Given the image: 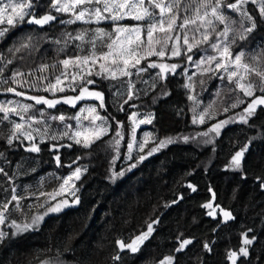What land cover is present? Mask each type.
<instances>
[{"label":"trees","instance_id":"16d2710c","mask_svg":"<svg viewBox=\"0 0 264 264\" xmlns=\"http://www.w3.org/2000/svg\"><path fill=\"white\" fill-rule=\"evenodd\" d=\"M31 2V11L37 19L45 14H52L56 19L43 26L29 24L27 19L8 28L0 38V81H5L0 83V104L33 105L22 114L23 120L14 113L4 119L5 114L0 112V168L3 169L0 172V206L8 204L4 223L0 224V233L4 234L0 240V264H161L167 257H173L172 264H232L231 252L238 254L236 264H264V106H258L247 123L240 121L248 103L264 93L256 90L252 97L245 96L236 78L229 82L223 70L214 71L215 62H207L209 57H219V52L211 45L223 46L221 42L225 38L218 34L223 31L224 24L214 21L216 31L209 29L210 39L197 44L196 41H202L201 33L205 29L201 27L197 31L199 21L181 29L183 17L193 15L191 9L187 13L181 11L176 28L167 34L179 36V42L168 41L163 59L158 55L142 59L137 67L145 71L137 73L131 68V76L118 74L116 79L105 78L95 75L100 71L99 65L105 63L98 60L92 66L93 75L80 73L85 80L96 82L84 86L103 93L104 108L99 107L98 101L86 99L78 101L75 107L61 102L49 108L26 97L43 96L62 101L64 97L77 96L83 83L80 77L73 83L76 91H71L68 85L80 69L74 65L65 69L60 61L87 56L92 50V45L85 42L81 51L76 47L81 42L70 39L67 33L75 36L87 29V40L95 38L94 29L103 28L115 35L114 24L63 23L73 15L56 12L51 8L52 0ZM184 3L191 4L192 8L196 6L192 0H184ZM246 8L256 19L257 28L247 39L240 40V14L222 7L233 29L225 42L235 36L236 42L231 46L233 56L243 51L245 63L261 67L264 64V20L256 4L249 3ZM203 11L201 9V13ZM154 12L159 17V10ZM208 19L214 20L211 16ZM126 22L136 24L132 19ZM243 23L249 24L248 21ZM137 24L143 27V43L138 49L143 55L148 21ZM185 34L189 43L195 44L191 52L184 44ZM153 35L154 39L162 40L166 34L157 31ZM108 42L107 38L96 40L97 54L108 51L103 47ZM22 44L29 46L21 48ZM174 46L180 49V55L169 57ZM154 47L159 51V44ZM18 48L20 51H16ZM188 57L191 60H187ZM253 57L261 58V63ZM156 61L177 65L175 74L164 72L166 79L161 78L155 68L147 67L149 62ZM41 65H48V68L41 71ZM16 72L24 73L17 78L19 83L12 81ZM62 73L66 76L62 77L64 82L59 87L65 91L42 90L49 82L55 83ZM129 81L134 85L131 100H128ZM249 81L258 84L259 77L252 74L242 83ZM34 83L41 90L31 87ZM9 87L24 95L6 91ZM237 99L244 103L231 107ZM87 103L107 118L108 132L91 147L84 148L69 137L76 128V114L81 105ZM132 114L152 117L143 130L152 137L153 143H147L143 152L129 153L128 145L134 141L138 143L136 139H140L141 132L134 135L133 140ZM61 115L65 117L63 121L52 119ZM201 115L203 122L199 119ZM223 121L228 123L222 124L217 135L212 128ZM15 123L23 124L25 133L28 129L38 130L32 132L39 152L26 151L31 142L19 133L16 134L18 138L8 143ZM117 131L122 133V138L116 136ZM53 135L60 138L52 140ZM166 139L174 142L147 155L159 141ZM115 140H120L118 147ZM68 144L72 146L59 147ZM245 148L241 167L235 169L232 157ZM57 155L59 164L55 159ZM139 156H146V159L138 161ZM132 164L136 166L131 167ZM77 166L85 171L76 183L78 205L45 218L30 231L17 232L13 222L31 224L32 218L42 213L41 203L59 190L63 176ZM121 172L123 175L114 176ZM14 195L17 200H12ZM207 203H212L216 209L214 220L208 217L210 209L203 207ZM221 209L230 212L234 219L224 222ZM149 224L154 231L139 251L120 250L117 241L131 243L147 231ZM12 231L16 233L14 238ZM245 234L253 239L251 245L244 244ZM184 239L192 243L176 252L179 241ZM244 247L248 249L247 257L239 253ZM116 256L120 259H114Z\"/></svg>","mask_w":264,"mask_h":264},{"label":"snow or ice","instance_id":"6c2138e0","mask_svg":"<svg viewBox=\"0 0 264 264\" xmlns=\"http://www.w3.org/2000/svg\"><path fill=\"white\" fill-rule=\"evenodd\" d=\"M193 3H195V8H192L191 4H185L184 0H168L166 3L165 0H147V4H145V0H52L51 8L54 9L56 12L60 13H67L71 12L73 15V18L67 21H63V23L68 24H74L77 21L85 23V24H91V23H97L99 24L102 21H111L113 23L123 20L126 17H130L136 21H144L147 20V45L145 46V52L143 55H140L138 49L140 45L143 43L141 41V27H124V26H116L114 28L113 35L112 32H108L103 28H96L94 29L95 38H88L86 40V37H88V30H82L79 33H77L75 36H72L71 33H67V36L75 41H80L81 45H77L76 47L80 48L81 51L83 50L82 44L83 43H90L92 45V50L89 55L87 56H76L74 59H64L60 61V63L64 66L65 69H67L70 65H74L77 68L80 69L79 72L74 74L71 78V82L69 83L68 87L71 91H76V87L73 86V83L76 81L77 77L79 76L81 81L83 83L79 87V94L77 96H67L64 97L61 101V99H46L43 96L36 97V96H27L26 98L29 100H34L36 104H45L49 108L55 107V105L63 102L65 104H69L73 107H75L76 103L78 101L92 98L97 101H99V107L104 108V95L100 91H90L88 87H85L84 84H94L96 83L94 80L87 79L85 80L84 76L80 75V73H85L87 76L93 75L92 72V66H95L97 64L98 60L104 61L105 63H101L99 65L100 71L96 72L95 75L97 76H104L105 78H111L116 79L117 73H119L121 76H131L132 73L130 71L131 68H135L137 73L143 72L146 69L139 68L137 65L141 63L142 59H145L148 56L152 55H158L159 57L163 58L166 55V48L168 45V41L175 39L177 42H179L180 37L176 36L173 37L171 35H167L169 33H172L174 29L177 26V20L180 19V12L183 11L187 13L190 9L193 13V15L187 16L185 15L183 17L182 23L179 25L181 29L185 28L189 24H197V21L200 22L199 27L197 28V31H199V28H204L205 31L201 33L202 35V41H196V43L201 42H207L210 39L209 29L212 32L216 31V25L214 21H218L220 24H224V29L221 31L218 36L225 38L224 41L221 43L223 46L221 47V44L213 43L211 47L219 52V57H209L207 59V62L209 64L215 62V69L214 71L223 70L227 74V78L229 82L233 80L234 77H239L237 80V86L244 92L245 96L252 97L256 90L264 93V64H261V67H253L252 65L244 62V52L241 51L233 56V53L231 51V46L235 44L236 37L234 36L231 41H227L228 34L230 31H233L229 24L230 18L226 16L222 11V7H227L228 9H231L237 13L240 14L241 17V23H240V31L238 33V38L240 40H245L248 38V35L251 34L256 28H257V22L256 19L249 14L247 8L245 5L249 3V0H235V2L227 3L226 0H192ZM251 3L256 4L259 8V15L262 20H264V0H260L259 3H257V0H251ZM33 4L31 0H28L27 3L21 2V3H13L12 0H9L8 3L3 4V6H0V23L3 22V18L7 14V23L9 25L13 24V17L17 18V23H23L25 22V17H30V19L27 20V23L32 24L35 23L37 25L43 26L44 24L49 23L50 21H53L56 19V17L52 14H45L39 19H37L32 11H25V9H32ZM77 8L79 10L77 11ZM9 9L11 12L9 13ZM127 9V11H124ZM159 10V17L155 14L154 10ZM201 9H204L203 13H201ZM107 14V15H106ZM211 16L213 19H208V17ZM243 21H248V26H245ZM232 23H235V21H232ZM7 29H0V38H3L5 36V32ZM161 32L165 33L166 35L163 37V39H154V33L155 32ZM104 38H107L109 41L106 44H103V47H106L108 49L107 52H103L100 54H97L95 51L96 48V40H103ZM184 44L187 45V51L191 52L195 44H191L188 41L187 34L184 35ZM193 40H195V37H193ZM59 43V41H57ZM159 44L160 49L159 51L156 50L154 47L155 45ZM131 45H136V47H130ZM28 44H22L21 48L28 47ZM62 50V49H61ZM16 51H20V48L16 49ZM172 56H178L180 55V49L178 47H173L171 49ZM264 56V54H262ZM189 60H191V57H188ZM253 60L256 61L258 64L261 63V58L259 57H253ZM110 65L115 66L110 67ZM11 63V61H9ZM123 65L122 67L120 65ZM54 67V66H53ZM148 68H160L161 78H165L166 76H163L162 74L165 72V70H171L173 74H175V69L177 68V65H167V64H155V63H149ZM48 68V65H41L40 70L45 71ZM232 70H229V69ZM240 69H243V73H240ZM255 74L257 77H259V83H254L252 81H249L247 84H243L240 81L245 80L248 76ZM30 75V74H29ZM24 76V73L22 72H16L14 76L12 77L13 83H19L17 78ZM66 73H62L61 76L56 77L55 83L49 82L48 84L44 85L43 91H50L52 90L55 92L56 90L63 92L65 91V88L59 87L61 84H63L64 80L62 77H65ZM221 79L224 77L221 76ZM39 79H46V77H40ZM5 81H0V83H4ZM19 86H23V84H20ZM31 87L35 88L36 90H41L37 84H32ZM134 85L129 81V90H128V100L133 99V89ZM8 92H14L15 95L21 96L24 95L21 92H17L14 88L9 87L6 89ZM191 99V97H189ZM124 103H127V100L124 101ZM244 103L243 100L237 99L236 103H233L231 107L235 108L238 107L239 104ZM9 105L0 104V112L4 113V119L8 118L9 113H14L15 115L19 116L21 120L24 119L23 113H27L30 108L33 107V105H19L16 102H9ZM258 106H264V96H257L255 99H253L250 103H248L247 108L244 109V114L240 115V121L243 123H247L248 119L252 117L257 110ZM121 111H123V106L120 108ZM228 109H225L227 111ZM86 111L92 115V121L95 123V121H101V124L95 125L94 127L87 129L86 132L89 133V135H84V140L81 141L78 139L83 133L81 131H76L72 136L69 137V139L73 140L76 144H80L84 148L91 147V144L95 142V140H98L101 138L102 135L106 134L108 132L107 125V118L102 117L97 112L96 107H89L86 109ZM135 117V114H133V118ZM87 118V117H85ZM52 119H59L60 121H63L65 117L63 115L59 117H52ZM79 121L80 117H75ZM151 115L145 120H140L138 123H150L151 122ZM200 121L203 122L204 116L201 115L199 117ZM195 122V119H194ZM228 121H223L222 123H218L213 126L212 131H215L217 135H219V130L222 126V124H226ZM117 124L119 127H123V125L117 121ZM24 128L23 124L15 123L13 127V136L8 139V143L11 144L13 139L18 138L17 133L20 135H23L25 139L32 140V132H23L22 129ZM33 132L38 131L37 129H33ZM133 131V140L135 139L134 133H135V127L132 129ZM46 134V131L45 133ZM42 134V141H43V135ZM64 135H67V133H64ZM203 135H207V133H203ZM117 137L122 138V133L120 131L116 132ZM52 140H57L60 137H57L55 135L50 137ZM187 139V138H185ZM174 141L172 139H166L159 141L157 147H153L149 150L147 155H152L154 152H156L159 148H163L167 146L169 143H173ZM148 143V139L145 138L144 142L140 144L139 148L140 151H144L145 145ZM120 144V140H115V145L118 147ZM72 145H59V147H71ZM56 148V146H54ZM133 148V144L130 143L128 145L129 153H131ZM28 151L32 152H39L40 148L36 144H32L30 148L27 149ZM58 150V148H56ZM247 149H242L238 151L231 160L232 166H234L235 169H239L241 167L242 158L244 156V152ZM131 159V155L128 157ZM57 163H60V157L57 155L55 157ZM146 159V156H139L138 161H143ZM135 164H132L131 167H135ZM3 169L0 168V172H2ZM82 174V169L77 167L71 176H69L65 181L64 184L68 185L69 181H72L73 178L76 180L80 179V176ZM115 175H123V173L114 174ZM72 187H75L74 184H72ZM189 187H192L189 185ZM63 190V186H62ZM193 191H195V188H193ZM214 198V197H213ZM12 200H17V197L14 195L12 197ZM78 203V199L76 200ZM67 201H62L60 204H57L55 206L49 207L48 211L50 212H59L61 211L62 206L67 205ZM2 211H0V224L4 223L5 216L4 212L8 209V204L5 203L2 206ZM203 207L210 209L211 211L208 212L209 216H212L215 218L216 211L213 208L212 203H207L203 205ZM224 222H227L229 220L234 219L232 214L228 211H224L223 209L220 210ZM43 220V216H35L32 218L31 224H16L13 222V227L16 228L17 232H22L29 230L30 228L34 226H38L39 222ZM154 231L151 224L148 225L147 231L142 233L141 235L137 236L135 239L131 241V243L125 244L122 241H117V244L121 251L128 249L132 253H136L139 251L140 246L144 243L145 240H147L152 232ZM4 237L3 233H0V240H2ZM245 245H251L253 243V239H249L247 235L245 234L244 239ZM192 241L190 239H184L179 241L178 247L175 249L176 252H181L184 250V248L191 244ZM205 248H208V245H205ZM210 250V249H209ZM240 255H243L244 257L248 256V249L246 247L241 248L239 250ZM229 258L232 260V264H236V260L238 258V254L236 252H231L229 254ZM114 259L119 260L120 257L116 256ZM173 257H167L165 261L161 262V264H172Z\"/></svg>","mask_w":264,"mask_h":264},{"label":"rangeland","instance_id":"374dc122","mask_svg":"<svg viewBox=\"0 0 264 264\" xmlns=\"http://www.w3.org/2000/svg\"><path fill=\"white\" fill-rule=\"evenodd\" d=\"M9 2V0H0V6H3V4H6V3H8ZM12 2L13 3H21V2H24V3H27L28 2V0H12ZM146 2H147V0H145V4H146ZM260 2V0H257V3H259ZM69 3H70V0H69ZM249 3H251V0H249ZM248 3V4H249ZM253 4V3H252ZM247 5H245V7H246ZM79 10V8H77V11ZM25 11H31V9H25ZM124 11H127V9H125ZM11 12V10L9 9V13ZM68 14H72L71 12H67ZM107 15V14H106ZM30 17H25V20H27V19H29ZM129 19H132V18H130V17H126L125 19H123V20H120V21H117V22H115V23H113V22H111V21H102V22H100L99 24H101V23H105V24H114L113 26V30H114V28L116 27V26H124V27H136V26H140V24H137V23H142V22H145V21H147V20H144V21H136V20H134V19H132V21L133 22H135L136 24H129L128 22H126L127 20H129ZM13 24L12 25H9L8 23H7V14L5 15V17L3 18V22L2 23H0V29H7L8 30V28H10V27H13V26H15V24H17V18L16 17H13ZM79 22V21H78ZM82 23V22H81ZM94 24H97V23H94ZM18 25V24H17ZM141 27V29L143 28L142 26H140ZM142 35H143V30L141 31V37H142ZM130 47H136V45H131ZM158 58H160V59H163V58H161V57H159V56H157ZM169 57H172V55L171 56H169ZM187 60H189V59H187ZM149 63H152V62H149ZM148 63V64H149ZM153 63H155V64H161V63H163V64H166V62H163V61H156V62H153ZM167 65H169V64H167ZM109 66L110 67H115V66H112V65H110V62H109ZM121 67L123 66L122 64L120 65ZM154 69V68H153ZM158 72H159V74L161 73V70H160V68H158V67H156L155 68ZM229 70H232L231 68L229 69ZM168 71H171V70H165V73L167 74L168 73ZM175 71H176V69H175ZM242 72H243V69H240V73L242 74ZM119 73H117V75H118ZM162 75H165L164 73L162 74ZM234 78H236V81L239 79V77H234ZM241 83H242V81H240ZM86 100H95V99H92V98H88V99H86ZM97 101V100H96ZM99 102V101H98ZM89 107H94L93 105H91V104H82L81 105V107H80V109H79V111H78V113L76 114V117H80V119H79V121L76 119V128H75V131H74V133L76 132V131H81L83 134L80 136V137H78V139H80L81 141H83L84 140V135H89V133H87L86 132V130L87 129H90V128H92V127H94L95 125H98V124H101L102 122L101 121H95V123H93V121H92V115H94V114H92V115H90L87 111H86V109L87 108H89ZM85 117H87V118H85ZM148 117H144V116H139V115H137V114H135V117L133 118V114L131 115V120H132V123H133V127H135V133H134V135H135V137H136V135H138V133L140 132V139H136V141L138 142V143H136L135 141L133 142V151H131L132 153L134 152V150H138V151H140V148H139V146H140V144L141 143H143L144 142V140H145V138H147L148 139V143L149 144H152L153 143V139H152V137L150 138V136H149V134L145 131V130H143L147 125H149V123H143V124H140V123H138V121H140V120H145V119H147ZM28 132H32V130L31 129H28ZM32 136H33V139L30 141L31 142V144L28 146V147H26L25 148V150L26 151H28L27 149L28 148H30L31 146H32V144H35L34 143V141H35V133L33 134V132H32ZM29 152H32V151H29ZM32 153H36V152H32ZM135 153H138V152H135ZM77 167H79V166H77ZM77 167H75V168H72V169H70L67 173H66V175L65 176H63V182L61 183V186H60V188H59V190H57L56 192H54V193H52L49 197H48V200L45 202V203H41V205H40V209L42 210V213L40 214V216H43V220L45 219V218H47V217H49V216H55V215H59L60 213H62V212H64L65 210H67V209H69V208H75L77 205H78V203L76 202V200H77V198H76V196H75V193H76V183L80 180V179H78V180H76L75 178H73V180L72 181H69V184L68 185H65L64 184V181L69 177V176H71L72 175V173L74 172V170L77 168ZM79 168H81V167H79ZM82 169V168H81ZM85 171L82 169V174L84 173ZM82 174H81V176H82ZM81 176H80V178H81ZM72 184H74L75 185V187H72ZM62 186H63V190H62ZM62 201H67L68 203H67V205H64V206H62V208H61V211H59V212H50V211H48V209H49V207H52V206H55V205H57V204H60ZM211 211V210H210ZM39 215V214H38ZM38 215H36V216H38ZM215 217H216V215H215ZM224 219V218H223ZM43 220H41L40 222H39V224L40 223H42V221ZM7 228V227H6ZM31 230V228L29 229V230H26V231H23V233L24 232H27V231H30ZM11 237L12 238H14V237H16V233L15 232H13L12 231V233H11ZM231 262H232V260H231Z\"/></svg>","mask_w":264,"mask_h":264},{"label":"water","instance_id":"95a60500","mask_svg":"<svg viewBox=\"0 0 264 264\" xmlns=\"http://www.w3.org/2000/svg\"><path fill=\"white\" fill-rule=\"evenodd\" d=\"M29 19H30V18H29ZM215 211H216V209H215ZM208 217H209V218H212L213 220L215 219V218H213L212 216H209V215H208Z\"/></svg>","mask_w":264,"mask_h":264},{"label":"flooded vegetation","instance_id":"af4514ba","mask_svg":"<svg viewBox=\"0 0 264 264\" xmlns=\"http://www.w3.org/2000/svg\"><path fill=\"white\" fill-rule=\"evenodd\" d=\"M216 218V217H215Z\"/></svg>","mask_w":264,"mask_h":264}]
</instances>
